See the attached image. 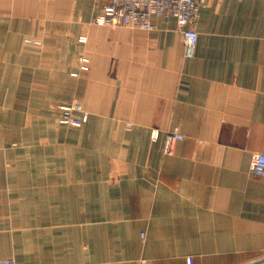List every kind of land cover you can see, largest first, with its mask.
Returning <instances> with one entry per match:
<instances>
[{
  "label": "crops",
  "instance_id": "crops-1",
  "mask_svg": "<svg viewBox=\"0 0 264 264\" xmlns=\"http://www.w3.org/2000/svg\"><path fill=\"white\" fill-rule=\"evenodd\" d=\"M109 1L0 0V260L264 264V0H204L193 59L175 19L92 24ZM20 83L88 122L20 126Z\"/></svg>",
  "mask_w": 264,
  "mask_h": 264
},
{
  "label": "built area",
  "instance_id": "built-area-1",
  "mask_svg": "<svg viewBox=\"0 0 264 264\" xmlns=\"http://www.w3.org/2000/svg\"><path fill=\"white\" fill-rule=\"evenodd\" d=\"M204 0H110L104 6L102 14L92 20V24L99 26H130L144 31L154 29L153 19H175L185 43L186 58L193 59L198 46L199 33L197 31L198 16ZM82 43L86 37L80 39ZM89 59L80 58V68L89 70ZM58 122L62 125L82 127L88 122L89 113L83 106L75 102L70 105L59 106ZM153 140H157L159 132H154ZM185 136L178 130H170L164 139V155H172L179 142ZM251 171L255 175L264 177V154H255L251 161ZM0 264H16L13 260H0ZM188 264H195L193 258H188Z\"/></svg>",
  "mask_w": 264,
  "mask_h": 264
},
{
  "label": "rangeland",
  "instance_id": "rangeland-1",
  "mask_svg": "<svg viewBox=\"0 0 264 264\" xmlns=\"http://www.w3.org/2000/svg\"><path fill=\"white\" fill-rule=\"evenodd\" d=\"M24 44L32 43L33 40L31 39H24ZM35 94V105L28 104L27 100V90H28V84L26 83H20L19 84V113H20V126L21 124H26L30 122H41L43 120H47L50 122L58 123L59 119V106L63 105H52L49 107L44 106V103L42 101V97L44 94L48 92V86L46 84L37 83L33 86ZM26 133L25 130H20V140L26 139V136L24 134ZM23 142L21 141L19 146L22 147ZM5 260V259H4Z\"/></svg>",
  "mask_w": 264,
  "mask_h": 264
},
{
  "label": "water",
  "instance_id": "water-1",
  "mask_svg": "<svg viewBox=\"0 0 264 264\" xmlns=\"http://www.w3.org/2000/svg\"><path fill=\"white\" fill-rule=\"evenodd\" d=\"M264 259V258H263Z\"/></svg>",
  "mask_w": 264,
  "mask_h": 264
}]
</instances>
